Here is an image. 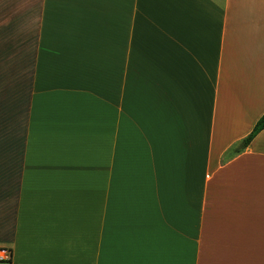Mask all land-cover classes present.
Masks as SVG:
<instances>
[{
	"label": "crops",
	"instance_id": "obj_1",
	"mask_svg": "<svg viewBox=\"0 0 264 264\" xmlns=\"http://www.w3.org/2000/svg\"><path fill=\"white\" fill-rule=\"evenodd\" d=\"M264 0H0V264H264Z\"/></svg>",
	"mask_w": 264,
	"mask_h": 264
},
{
	"label": "trees",
	"instance_id": "obj_2",
	"mask_svg": "<svg viewBox=\"0 0 264 264\" xmlns=\"http://www.w3.org/2000/svg\"><path fill=\"white\" fill-rule=\"evenodd\" d=\"M264 129V113L259 117V119L254 124L251 131L232 149L233 153H239L241 150L245 149L252 139Z\"/></svg>",
	"mask_w": 264,
	"mask_h": 264
},
{
	"label": "built area",
	"instance_id": "obj_3",
	"mask_svg": "<svg viewBox=\"0 0 264 264\" xmlns=\"http://www.w3.org/2000/svg\"><path fill=\"white\" fill-rule=\"evenodd\" d=\"M11 251L8 248H0V261H10Z\"/></svg>",
	"mask_w": 264,
	"mask_h": 264
}]
</instances>
